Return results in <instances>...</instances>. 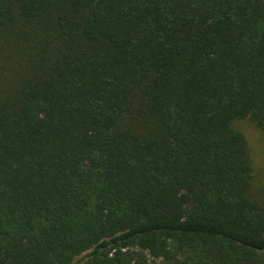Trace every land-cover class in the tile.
Wrapping results in <instances>:
<instances>
[{
  "label": "trees",
  "instance_id": "16d2710c",
  "mask_svg": "<svg viewBox=\"0 0 264 264\" xmlns=\"http://www.w3.org/2000/svg\"><path fill=\"white\" fill-rule=\"evenodd\" d=\"M245 119L264 0H0V264H264Z\"/></svg>",
  "mask_w": 264,
  "mask_h": 264
},
{
  "label": "rangeland",
  "instance_id": "374dc122",
  "mask_svg": "<svg viewBox=\"0 0 264 264\" xmlns=\"http://www.w3.org/2000/svg\"><path fill=\"white\" fill-rule=\"evenodd\" d=\"M239 127L246 133L251 149L257 160V166L264 174V132L257 129L249 120L240 121ZM257 166L255 164L256 170Z\"/></svg>",
  "mask_w": 264,
  "mask_h": 264
}]
</instances>
